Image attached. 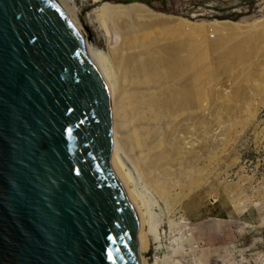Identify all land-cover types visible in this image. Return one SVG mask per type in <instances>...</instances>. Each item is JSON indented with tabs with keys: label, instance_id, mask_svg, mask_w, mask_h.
Segmentation results:
<instances>
[{
	"label": "water",
	"instance_id": "water-1",
	"mask_svg": "<svg viewBox=\"0 0 264 264\" xmlns=\"http://www.w3.org/2000/svg\"><path fill=\"white\" fill-rule=\"evenodd\" d=\"M111 111L58 0H0V264H141Z\"/></svg>",
	"mask_w": 264,
	"mask_h": 264
},
{
	"label": "rangeland",
	"instance_id": "rangeland-1",
	"mask_svg": "<svg viewBox=\"0 0 264 264\" xmlns=\"http://www.w3.org/2000/svg\"><path fill=\"white\" fill-rule=\"evenodd\" d=\"M58 2L79 34L105 55L116 32L102 8L138 6L139 16L166 22L177 41L191 44L190 55L207 62L209 93L190 106V119L173 136L178 145L190 139V171L199 184L173 206L150 196L152 219L162 225L160 240L151 236L150 250L140 252L141 264H264V0ZM229 53L236 64L231 69L223 61Z\"/></svg>",
	"mask_w": 264,
	"mask_h": 264
},
{
	"label": "bare ground",
	"instance_id": "bare-ground-1",
	"mask_svg": "<svg viewBox=\"0 0 264 264\" xmlns=\"http://www.w3.org/2000/svg\"><path fill=\"white\" fill-rule=\"evenodd\" d=\"M107 5L102 8L107 17L104 21L112 24L116 32L115 38L113 35L110 37L108 54L93 49L82 34L80 36L91 50L106 81L113 121L110 165L136 209L140 222L139 249L147 252L151 247V236L153 242L160 240L158 231L162 225V222L152 219L150 196L159 195L166 205L173 206L181 203L186 194L199 184L196 171H190V155L193 157L190 139L185 138L178 145L173 136L178 125L190 119V106L205 100L210 79L204 64L207 62L201 61V55H190L191 44L180 39L177 41L173 36L175 31L173 34V28L166 22L139 16L136 10L141 9L138 6L135 10L132 6ZM227 32L223 33L230 40L236 38L233 37L234 32ZM220 40H223L221 36ZM231 50L233 47L226 53ZM229 55H224L223 61L230 68L233 58L230 60ZM261 99L264 103V91Z\"/></svg>",
	"mask_w": 264,
	"mask_h": 264
}]
</instances>
